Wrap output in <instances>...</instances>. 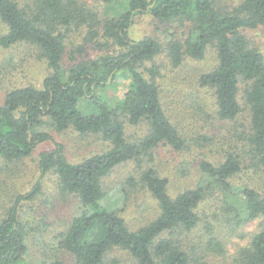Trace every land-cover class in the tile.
I'll use <instances>...</instances> for the list:
<instances>
[{"label": "trees", "instance_id": "trees-1", "mask_svg": "<svg viewBox=\"0 0 264 264\" xmlns=\"http://www.w3.org/2000/svg\"><path fill=\"white\" fill-rule=\"evenodd\" d=\"M99 1L118 13L103 17L79 0L25 4L0 0V21L7 28L0 44L6 48L18 42L36 46L51 70L42 86L15 87L6 93L0 103V155L8 161L21 160L39 144L54 142L53 149L40 153L39 168L42 175L57 173L61 189L80 201V212L60 242L77 264H105L107 253L116 247L129 251L136 264H194L172 235L196 228L200 206L216 192L224 196L227 207L235 203L239 223L262 219L244 257L248 264H264V53L246 34L264 28V0H242L234 6L223 0H126L123 8L118 7V0ZM144 14L186 28V35L174 36L166 44L152 35L131 37L136 17ZM72 26H85L92 41L101 35L95 41L107 53L64 67L66 32ZM109 44L115 46L114 51ZM210 45L216 47L218 64L200 75L199 84L213 90L218 120L237 122L248 111L249 123L224 140L220 160L204 153L197 184L173 196L168 178L154 164L156 150L169 146L177 152L187 151L190 139L168 113L154 61L165 51L178 67L185 57L204 58ZM147 62L153 65L147 67ZM120 77L128 80L124 93L108 95ZM44 125L57 132L74 129L82 135L99 136L109 148L73 163L65 156L64 145L41 129ZM127 125L142 127L146 133L130 139ZM206 134L191 137V142L207 146L214 137ZM129 161L140 171L139 179L130 178L129 185L142 184L160 209L155 219L136 230L107 202L103 184L114 167ZM243 174L249 176L247 181ZM41 191L39 180L0 217V264H28L19 206ZM121 192L125 196L126 191ZM195 264L214 263L202 260Z\"/></svg>", "mask_w": 264, "mask_h": 264}, {"label": "rangeland", "instance_id": "rangeland-1", "mask_svg": "<svg viewBox=\"0 0 264 264\" xmlns=\"http://www.w3.org/2000/svg\"><path fill=\"white\" fill-rule=\"evenodd\" d=\"M79 1L85 2L103 17L118 13L115 7L104 5L99 0ZM241 1L223 0L227 6L237 5ZM21 2L32 3V0ZM125 3L126 0H118V7L123 8ZM6 30V26L0 21V37ZM186 32V28L177 24L162 23L150 14H144L136 17L131 37L139 39L152 35L166 44L174 36L184 38ZM246 34L251 43L264 53V28L248 30ZM100 36L95 40H101ZM95 40L89 39L85 26H72L66 32L64 67L68 68L74 62L95 59L107 53L108 50L98 47ZM114 49V45L109 47L111 51ZM165 53L163 51L154 61L159 69L157 81L168 113L174 116L182 133L190 139L187 151L177 152L169 146H161L156 150L154 164L168 178L169 192L175 196L197 184L201 176L198 165L205 157L204 153L213 160L221 159L224 148L221 144L234 137L237 127V132L243 130L242 125L249 123V115L248 111H244L237 122L218 120L214 111L213 90L199 84L200 75L211 71L218 64L215 46L210 45L202 59L185 57L178 67L171 64ZM152 65V62L146 63L147 67ZM50 73L46 59L41 56L36 46L18 42L6 48L0 44V103L6 93L15 87L42 86L44 78ZM145 73L150 77L148 72ZM127 81L125 78H118L116 86L106 93L120 96L125 91ZM41 129L49 131L56 141L64 145L65 156L73 163L81 162L109 148L108 142L101 137L82 135L74 129L57 132L45 125ZM145 133L146 130L142 127L127 125L130 139L135 140ZM206 133L214 137L212 143L201 147L196 141L191 142V137ZM53 148L54 142L48 140L39 144L30 156L21 160L8 161L0 155V217L6 215L20 194L30 192L39 180L42 184V191L34 199L23 201L19 206L26 235L28 264H51L56 260L63 264H77L74 256L62 248L60 242L72 220L80 212V201L61 189L57 173L50 171L42 175L39 168L40 153ZM255 176L258 177V174ZM139 177L140 171L136 164L129 161L114 167L103 182L107 202L120 212L133 230L147 225L160 213L157 200L142 184L137 182L133 186L129 185L130 178ZM248 177L245 174L242 176L245 181ZM263 181L261 182L264 184ZM121 191H126L125 196ZM120 194L124 197L120 198ZM234 206L227 207L224 196L219 192L213 193L199 208L201 220L198 226L190 232L181 230L172 235L180 241L190 259L192 256L194 264L202 260L214 264H248L244 252L253 235L261 228L262 219L239 223ZM105 264H136V260L129 251L116 247L107 253Z\"/></svg>", "mask_w": 264, "mask_h": 264}]
</instances>
